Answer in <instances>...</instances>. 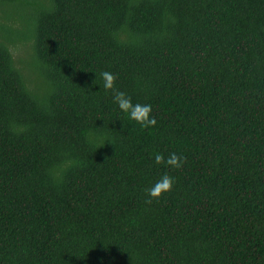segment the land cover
Wrapping results in <instances>:
<instances>
[{"label": "trees", "instance_id": "trees-1", "mask_svg": "<svg viewBox=\"0 0 264 264\" xmlns=\"http://www.w3.org/2000/svg\"><path fill=\"white\" fill-rule=\"evenodd\" d=\"M0 264H264V0H0Z\"/></svg>", "mask_w": 264, "mask_h": 264}, {"label": "clouds", "instance_id": "clouds-1", "mask_svg": "<svg viewBox=\"0 0 264 264\" xmlns=\"http://www.w3.org/2000/svg\"><path fill=\"white\" fill-rule=\"evenodd\" d=\"M103 80V88L105 90H114L117 76L109 71L100 73ZM114 102L118 105L121 112L125 113L129 120L135 121L142 127H154L157 124L155 116L152 114L153 109L151 104L133 103L132 98L121 91H114ZM155 163H165L172 168H181L183 166V157L175 152L171 153L167 159L162 154H155ZM175 178L167 173L160 176L154 184H152L147 194L152 199H161L167 193L173 190Z\"/></svg>", "mask_w": 264, "mask_h": 264}]
</instances>
